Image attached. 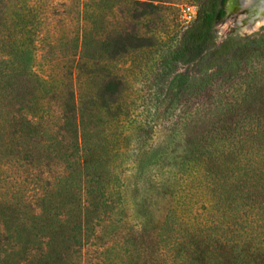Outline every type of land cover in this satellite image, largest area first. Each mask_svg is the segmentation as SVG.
<instances>
[{
	"label": "trees",
	"instance_id": "trees-1",
	"mask_svg": "<svg viewBox=\"0 0 264 264\" xmlns=\"http://www.w3.org/2000/svg\"><path fill=\"white\" fill-rule=\"evenodd\" d=\"M226 1L200 0L172 52L204 74L192 84L200 105L188 143L175 160L151 150L155 163L135 161L122 179L111 176L107 137L83 128L75 76L153 47L140 24L168 0H0V264H85L123 187L135 197L137 255L158 244L154 259L132 254L130 264H264V69L248 67L264 58V27L217 43ZM40 52L55 68L66 61L65 91L59 70L52 93L35 72ZM109 82L119 94L113 76L100 93Z\"/></svg>",
	"mask_w": 264,
	"mask_h": 264
},
{
	"label": "rangeland",
	"instance_id": "rangeland-1",
	"mask_svg": "<svg viewBox=\"0 0 264 264\" xmlns=\"http://www.w3.org/2000/svg\"><path fill=\"white\" fill-rule=\"evenodd\" d=\"M168 2L163 8H158L152 18L144 19L140 24L141 33L147 34L152 29L155 32L153 47L131 52L106 65L94 66L85 74L79 71L75 76L83 128L89 135H94L95 140L107 137L104 145L108 155L106 159L114 177L124 179L131 175L135 161L155 163L157 157L151 150L156 148L168 149L173 160L179 158V154L172 151L188 143L190 130L194 127L192 122L200 104L194 99L192 84L194 77L202 78L204 74H197L198 66L194 62L175 63L172 52L182 31L189 25L182 18L181 9L190 5L198 7L200 0ZM107 21L111 28L116 24L115 17H108ZM220 22L214 27L217 43L234 33L245 37L261 30L243 34L238 33V29L224 30ZM41 53L33 60L35 72L48 78L52 93L56 87L54 73L59 70L62 85L59 90L65 91L64 85L70 86L65 75L66 61L55 68L54 64L41 59ZM258 64H262L264 69L263 57L253 59L248 67L254 69ZM112 76L120 85V93L114 95L115 85L111 82L103 91L101 88L100 93V81ZM94 103L96 106L93 107ZM105 104L108 108L103 107ZM150 167L148 172L152 175L161 173L156 165ZM120 195V199H108L110 208L102 214L100 225L94 229L92 239L84 248L87 254L85 264H130L128 258L132 254L135 257L131 258L141 263L148 256L154 259L157 254L156 243L151 244L150 253L137 255L134 243L138 241L135 236V197L129 187H123Z\"/></svg>",
	"mask_w": 264,
	"mask_h": 264
},
{
	"label": "water",
	"instance_id": "water-1",
	"mask_svg": "<svg viewBox=\"0 0 264 264\" xmlns=\"http://www.w3.org/2000/svg\"><path fill=\"white\" fill-rule=\"evenodd\" d=\"M235 0H227L225 5H224V11H225V16L224 17H229V19H233L234 27L231 29H238V33H243V34H251L262 27H264V12L258 13V14H253L254 16H247V18L243 17L244 13L243 12L244 8L238 9V12L236 11L234 13V10H232V6L234 5ZM240 13V14H238ZM256 19L260 21V25L256 28V30L253 31H247V28L252 27L256 22ZM250 24V26H248ZM235 34V33H234Z\"/></svg>",
	"mask_w": 264,
	"mask_h": 264
},
{
	"label": "bare ground",
	"instance_id": "bare-ground-1",
	"mask_svg": "<svg viewBox=\"0 0 264 264\" xmlns=\"http://www.w3.org/2000/svg\"><path fill=\"white\" fill-rule=\"evenodd\" d=\"M240 8H244L243 12H241L244 13L243 17L247 18V16H254L253 14L264 12V0H235L232 10H234L235 13L236 11L238 12V9ZM255 22L256 23L252 27H246L249 33L250 31L256 30L261 23L258 19H256ZM220 25L224 30L231 29L234 27L233 19H229V17L226 16L221 20ZM248 26H250V24H248Z\"/></svg>",
	"mask_w": 264,
	"mask_h": 264
},
{
	"label": "built area",
	"instance_id": "built-area-1",
	"mask_svg": "<svg viewBox=\"0 0 264 264\" xmlns=\"http://www.w3.org/2000/svg\"><path fill=\"white\" fill-rule=\"evenodd\" d=\"M197 6H185L181 9L182 18L184 19L186 24H190L197 15Z\"/></svg>",
	"mask_w": 264,
	"mask_h": 264
},
{
	"label": "flooded vegetation",
	"instance_id": "flooded-vegetation-1",
	"mask_svg": "<svg viewBox=\"0 0 264 264\" xmlns=\"http://www.w3.org/2000/svg\"><path fill=\"white\" fill-rule=\"evenodd\" d=\"M224 13H225V11H224Z\"/></svg>",
	"mask_w": 264,
	"mask_h": 264
}]
</instances>
